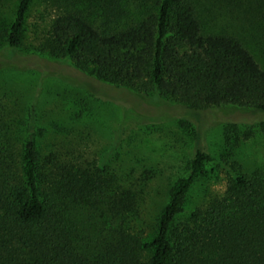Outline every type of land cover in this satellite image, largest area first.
I'll list each match as a JSON object with an SVG mask.
<instances>
[{"label": "trees", "instance_id": "trees-1", "mask_svg": "<svg viewBox=\"0 0 264 264\" xmlns=\"http://www.w3.org/2000/svg\"><path fill=\"white\" fill-rule=\"evenodd\" d=\"M33 2L19 0L1 31L11 62L67 60L76 73L114 87L116 96L156 95L196 117L235 109L260 117L264 137V69L240 40L206 30L195 0H142L130 22L112 28L60 8L43 41L24 47ZM2 118L0 264H264V173H245L232 162L221 196L205 203L210 195L204 193V203L191 207L208 160L196 138L187 176L172 185L146 232L137 223L141 191L128 176H84L52 154L43 156L32 111L15 132ZM232 133L225 131L227 145ZM12 136L20 141L16 147Z\"/></svg>", "mask_w": 264, "mask_h": 264}, {"label": "rangeland", "instance_id": "rangeland-1", "mask_svg": "<svg viewBox=\"0 0 264 264\" xmlns=\"http://www.w3.org/2000/svg\"><path fill=\"white\" fill-rule=\"evenodd\" d=\"M18 1L0 0V34ZM141 1L34 0L27 15L23 46L43 41L60 8L78 10L96 25L112 28L130 22ZM195 4L206 30L240 40L264 69V0H195ZM43 59L31 58L25 66L15 64L4 52L0 38L2 121L15 132L19 124L28 122L32 111L43 156L52 154L84 176L100 171L123 179L128 176L134 189L141 191L136 201L141 222L137 223H142L146 232L167 202L172 185L187 176L196 138L208 160L190 194L191 207L204 203V193L210 195L205 203L221 196L232 162L245 173H264L260 117L231 108L206 111L196 117L156 95L145 100L129 97L128 93L116 96L114 87L76 73L67 60ZM110 96L118 97L128 107L113 102ZM130 106L145 113L137 114ZM227 129L233 132L229 145L224 139ZM247 131L252 135L243 140ZM12 142L16 147L20 141L12 136Z\"/></svg>", "mask_w": 264, "mask_h": 264}]
</instances>
